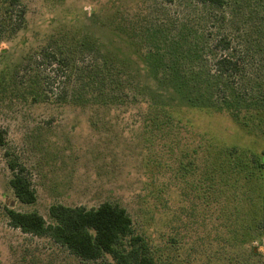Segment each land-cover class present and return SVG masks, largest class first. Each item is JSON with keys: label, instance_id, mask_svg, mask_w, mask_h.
Here are the masks:
<instances>
[{"label": "rangeland", "instance_id": "1", "mask_svg": "<svg viewBox=\"0 0 264 264\" xmlns=\"http://www.w3.org/2000/svg\"><path fill=\"white\" fill-rule=\"evenodd\" d=\"M24 1L28 9L25 29L12 39H0V76L8 78V84L0 87V129L6 133L5 145L0 148V264H77L48 239L9 227L7 209L36 211L49 222L47 212L52 204L91 208L104 202L117 203L126 210L135 232L149 244L156 264H264L262 257L249 254L257 242L246 247L236 240L233 234L240 224L236 225L234 217L220 219L224 202L218 204L205 194L208 184L203 169L200 176L188 179L192 187L183 186L179 179L174 181L177 125L151 136L142 122L141 106L102 109L45 100L32 104L24 100L28 98L27 87L13 79V70L26 60L34 61L45 47L55 51L59 45L68 51L85 37L109 49L130 71L133 64L126 54L132 48L120 44L118 35L124 37L120 30L133 36L131 26L143 34L142 39L154 40L158 38L153 34L156 23L169 20L172 33L185 24L214 38L218 30L208 27L206 7L193 0H174L171 5L162 0ZM250 2L253 0L233 4L231 0L230 6L216 10L217 16L225 12L227 17L219 34L239 36L242 32L238 27L243 23V33L250 30L255 22ZM259 14L264 18L263 12ZM238 40L232 41L236 54L243 49ZM22 67L19 71L24 72ZM258 81L250 91L263 94L264 77ZM183 117L194 136L203 137L197 139L195 147L212 139L216 147L247 153L264 150L260 121L248 130L235 124L227 113L184 110ZM179 147L189 149L190 144L182 141ZM5 153L17 157L26 168L37 196L32 205L18 203L9 188L11 172ZM200 161L199 157L198 164ZM197 186L201 187V197L196 195ZM188 214L195 219H187ZM171 239L177 244L172 245Z\"/></svg>", "mask_w": 264, "mask_h": 264}, {"label": "trees", "instance_id": "2", "mask_svg": "<svg viewBox=\"0 0 264 264\" xmlns=\"http://www.w3.org/2000/svg\"><path fill=\"white\" fill-rule=\"evenodd\" d=\"M162 1L167 5L174 2ZM193 1L206 7L208 27L216 26L218 30L214 38L185 24L172 33L167 26L169 20H165L157 22L158 27L153 30L158 38L145 40L130 26L133 36L120 30L124 37H117L120 44L132 48L126 54L134 67L130 71L109 49L104 50L92 37H85L68 51L59 45L55 51L45 47L34 61L26 60L23 67L14 69L13 79L27 87L28 98L24 100L32 104L45 100L102 109L141 106L142 122L151 136L177 125L174 181L179 179L183 186L192 187V179L200 176L203 169L208 184L205 194L218 204L224 202L225 213L219 209L220 219L232 215L236 225L240 224L233 234L236 240L246 247L257 242L249 254L264 260V150L247 153L233 147H216L212 139L195 147L197 139L203 137L194 136L191 126L186 125V116L183 117L184 110H206L209 114L227 113L235 124L248 130L259 121L264 127V92L250 91L264 77V18L259 14L264 13V0L250 2V16L255 22L249 26L251 31L245 33L244 23L239 24V36L219 34L227 17L225 12L221 17L215 12L230 6L231 0ZM233 4H238V0H233ZM238 7L240 11L242 4ZM27 12L24 0H0V39H12L21 33L26 27ZM229 19L234 20L232 16ZM235 38L243 47L238 54L232 46ZM20 67L24 72L19 71ZM7 84L8 78L1 75L0 87ZM5 138V131L0 129V148L4 147ZM182 141L190 148L184 149L187 144L179 147ZM4 156L11 172L8 186L14 197L22 205H32L37 196L26 168L17 157L9 153ZM199 157L200 164L204 161L202 167ZM196 188V195L201 197V187ZM6 215L9 227L48 239L77 264H156L146 239L135 232L132 218L117 203L104 202L91 208L52 204L47 212L49 222L36 211L7 209ZM185 217L195 219L191 214ZM171 240L172 245L177 244Z\"/></svg>", "mask_w": 264, "mask_h": 264}]
</instances>
